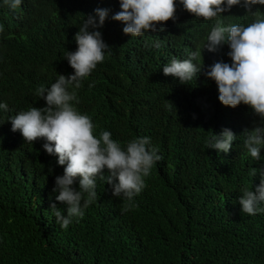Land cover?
Instances as JSON below:
<instances>
[{"label":"trees","instance_id":"obj_1","mask_svg":"<svg viewBox=\"0 0 264 264\" xmlns=\"http://www.w3.org/2000/svg\"><path fill=\"white\" fill-rule=\"evenodd\" d=\"M61 3L22 0L11 9L0 0V103L8 105L0 109V264H264V212L242 213L239 203L242 190L260 184L259 172L252 177L251 169L264 168V148L256 161L244 147V130L260 118L243 103L223 105L215 81L204 74L217 61L231 63L227 44L217 52L204 48L212 26L218 20L246 26L254 17L235 5L204 20L176 0V19L165 22L164 31L157 25L154 32L130 36L122 22L111 19L120 11L119 0H72L75 13L57 15ZM80 3L88 15L98 7L110 9L99 29L109 49L82 81L75 107L91 117L97 137L107 130L125 147L147 136V147L162 159L129 211H121L126 202L112 196L98 176L97 200L62 229L51 205L66 214L53 191L64 166L46 153L43 139L26 142L8 119L39 104L29 79L73 73L64 57L76 50L81 14L86 18ZM257 9L264 15V5H253ZM198 49L204 67L196 79L181 83L163 74L165 64ZM225 128L236 134L229 152L207 148L211 136Z\"/></svg>","mask_w":264,"mask_h":264},{"label":"clouds","instance_id":"obj_2","mask_svg":"<svg viewBox=\"0 0 264 264\" xmlns=\"http://www.w3.org/2000/svg\"><path fill=\"white\" fill-rule=\"evenodd\" d=\"M71 1L63 0L65 6L56 4V14L75 13L77 3L70 4ZM3 2L11 9L22 4V0ZM119 2L120 11L112 15L111 19L124 24L122 31L126 35L143 36L149 30L156 31L157 25H161L160 31H164L163 24L176 19V0ZM179 3L194 17L204 20H212L235 5H242L246 13L254 17L253 22L246 26H224L219 20L212 26L204 48L209 52H217L222 45L227 44L231 63L217 61L204 74L215 81L218 99L223 105L235 108L243 103L260 118L253 128L243 132L246 137L244 147L254 160L259 161L261 149L264 148V15L259 9L254 11L253 5H264V0H179ZM81 8L82 4L80 12H86V18L81 14L83 22L74 36L77 48L68 51L64 57L74 70L73 73L67 76L59 74L58 77L39 74L29 79V92H35L39 104L19 109V113L16 110V115L8 119L11 130L21 133L26 142L33 144L43 139L45 142L42 147L46 153L55 155L57 163L64 166L63 174L55 177L53 191L58 193L56 200L67 206L66 214L55 204L51 205L56 223L62 229H67L73 218H82L84 209L97 200L98 176L111 187L112 196L122 197L126 202L121 211H129L134 197L146 186L145 178L151 175L154 165L162 159L156 149L147 147L150 143L147 136L134 138L125 147L112 139L107 130H102L97 137L96 125L91 117L81 114L75 107L79 102L77 92L83 86L82 81L98 63L103 62L105 52L109 49L99 29L108 18L110 9L98 7L94 9L95 15H88L89 11H81ZM2 31L3 25H0ZM48 33V29L43 31L42 40ZM160 46L159 41L154 44L156 48ZM200 56L201 51L198 49L190 52L186 59L174 58L163 66V74L177 77L181 83L196 79L204 67L199 63ZM9 95L12 96V93ZM12 101L11 106L16 109ZM0 109L7 111V103H0ZM235 140L236 134L225 128L211 136L207 148L227 153ZM105 172L108 175L105 176ZM257 172L261 177L260 184L254 190L245 188L239 197L242 213L249 215L264 212V207H258L264 202V168H252L250 175L253 177ZM77 178L78 188L74 187Z\"/></svg>","mask_w":264,"mask_h":264}]
</instances>
